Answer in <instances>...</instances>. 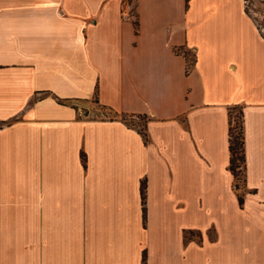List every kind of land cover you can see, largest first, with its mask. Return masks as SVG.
<instances>
[{"label": "crops", "instance_id": "1", "mask_svg": "<svg viewBox=\"0 0 264 264\" xmlns=\"http://www.w3.org/2000/svg\"><path fill=\"white\" fill-rule=\"evenodd\" d=\"M122 1L0 0V264H264L246 0H136L131 21Z\"/></svg>", "mask_w": 264, "mask_h": 264}, {"label": "trees", "instance_id": "2", "mask_svg": "<svg viewBox=\"0 0 264 264\" xmlns=\"http://www.w3.org/2000/svg\"><path fill=\"white\" fill-rule=\"evenodd\" d=\"M238 109V114L234 115L233 110ZM229 147L231 152L230 168L239 180V177H244L245 164H246V153L244 147V132H243V111L241 107L233 108L229 113ZM145 187V185L143 186ZM236 189L240 188V185L236 182ZM144 194V188H143ZM240 202H243L242 194H239Z\"/></svg>", "mask_w": 264, "mask_h": 264}, {"label": "built area", "instance_id": "3", "mask_svg": "<svg viewBox=\"0 0 264 264\" xmlns=\"http://www.w3.org/2000/svg\"><path fill=\"white\" fill-rule=\"evenodd\" d=\"M248 0H246V8L247 11L253 16V19L255 23L257 24L260 32L264 35V25H262L252 14L253 11H249L248 8H250L247 4ZM120 15L121 18L125 21H131L135 18L136 15V0H123L121 3V8H120Z\"/></svg>", "mask_w": 264, "mask_h": 264}, {"label": "rangeland", "instance_id": "4", "mask_svg": "<svg viewBox=\"0 0 264 264\" xmlns=\"http://www.w3.org/2000/svg\"><path fill=\"white\" fill-rule=\"evenodd\" d=\"M247 4L250 7V8H248L249 11L250 12L253 11L252 14L255 16V18L262 25H264V3H263V0H248ZM100 114H101V112H100ZM233 114L234 115L238 114V109H234L233 110ZM140 124H141L140 125L141 129L144 131V129H145L144 123L143 122H140ZM242 180H243L242 176H240L239 177V180H237V183L240 185V187H242Z\"/></svg>", "mask_w": 264, "mask_h": 264}]
</instances>
